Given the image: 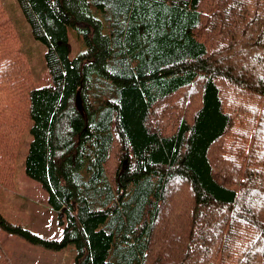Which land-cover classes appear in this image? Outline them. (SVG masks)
Listing matches in <instances>:
<instances>
[{
	"label": "trees",
	"instance_id": "16d2710c",
	"mask_svg": "<svg viewBox=\"0 0 264 264\" xmlns=\"http://www.w3.org/2000/svg\"><path fill=\"white\" fill-rule=\"evenodd\" d=\"M17 2L50 81L0 1V181L31 122L25 173L66 224L0 226L73 264H264V0Z\"/></svg>",
	"mask_w": 264,
	"mask_h": 264
},
{
	"label": "rangeland",
	"instance_id": "374dc122",
	"mask_svg": "<svg viewBox=\"0 0 264 264\" xmlns=\"http://www.w3.org/2000/svg\"><path fill=\"white\" fill-rule=\"evenodd\" d=\"M9 17L14 22L20 40V47L29 61L34 82L37 86L50 81L45 63L46 46L35 39L31 27L24 16L17 0H0ZM69 56L75 57L85 49L83 39L74 28H69ZM30 124L20 134L17 148L13 153V184L0 181V213L12 224H17L45 239H61L66 224L64 215L56 211L48 201V193L41 184L25 173V161L33 136ZM6 170L0 171V180L7 178ZM184 185L172 183L169 191L172 196L180 193ZM171 212V210H170ZM170 212H164L170 217ZM0 244L13 264H73L76 248L69 243L64 248L56 249L34 243L20 233H12L0 226Z\"/></svg>",
	"mask_w": 264,
	"mask_h": 264
},
{
	"label": "water",
	"instance_id": "95a60500",
	"mask_svg": "<svg viewBox=\"0 0 264 264\" xmlns=\"http://www.w3.org/2000/svg\"><path fill=\"white\" fill-rule=\"evenodd\" d=\"M76 103H77L78 107L81 108V98H80L79 92L77 93Z\"/></svg>",
	"mask_w": 264,
	"mask_h": 264
}]
</instances>
